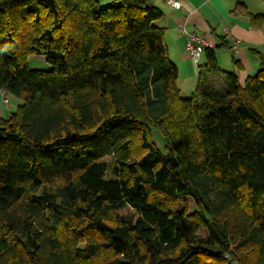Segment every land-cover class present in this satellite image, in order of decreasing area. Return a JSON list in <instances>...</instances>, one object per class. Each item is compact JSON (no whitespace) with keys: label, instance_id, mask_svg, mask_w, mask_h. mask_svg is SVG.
I'll return each instance as SVG.
<instances>
[{"label":"trees","instance_id":"trees-1","mask_svg":"<svg viewBox=\"0 0 264 264\" xmlns=\"http://www.w3.org/2000/svg\"><path fill=\"white\" fill-rule=\"evenodd\" d=\"M110 4L0 0V264H264V56L241 83L202 48L185 97L162 10Z\"/></svg>","mask_w":264,"mask_h":264},{"label":"crops","instance_id":"crops-1","mask_svg":"<svg viewBox=\"0 0 264 264\" xmlns=\"http://www.w3.org/2000/svg\"><path fill=\"white\" fill-rule=\"evenodd\" d=\"M162 12L163 17L157 25L166 30L165 43L169 57L179 70V88L182 93L191 95L197 85L199 65L205 62L203 56L195 61L187 50L189 34H196L216 48L219 66L225 65L238 75L239 81L254 76L259 69L256 51L264 56V26L253 29L245 16H233L231 12L244 5L251 14L264 12V0H174L180 9H174L165 0H152ZM185 29L186 34L181 32ZM222 38L230 49L217 48ZM237 41L238 50L233 49ZM233 57L238 62L235 65ZM222 67V66H221ZM1 102L0 117L6 118L11 113Z\"/></svg>","mask_w":264,"mask_h":264},{"label":"rangeland","instance_id":"rangeland-1","mask_svg":"<svg viewBox=\"0 0 264 264\" xmlns=\"http://www.w3.org/2000/svg\"><path fill=\"white\" fill-rule=\"evenodd\" d=\"M99 1L101 2V6L102 7L107 8L108 6L111 5L110 3L113 0H99ZM28 65H29V67L31 69H38V70H44V71L51 70V65H49L47 63V60H46L45 56H31L28 59ZM221 66H220V68L223 71L232 72V70L230 68L226 67L225 65H222L221 64ZM182 94L185 97H189L190 96V95H186L185 93H182ZM8 99H9V104L5 106L6 107V110L8 111V113H13V112L16 111L17 106L19 104H21V102L18 99L13 98L11 96H8ZM153 140L155 141V143L157 144V146L161 150H163V148H164L163 142L161 140V137L157 133H154L153 134ZM108 164H109V169H108L107 177H110L111 176V167H112L111 160H109ZM184 208H186L188 212H191L192 210L195 209V205H194L193 201L191 199H189V198L182 199L178 203V209L179 210H183ZM129 212L130 211L129 210H126V209L122 211L123 214H127ZM201 235L205 236L206 233L205 232H202Z\"/></svg>","mask_w":264,"mask_h":264},{"label":"built area","instance_id":"built-area-1","mask_svg":"<svg viewBox=\"0 0 264 264\" xmlns=\"http://www.w3.org/2000/svg\"><path fill=\"white\" fill-rule=\"evenodd\" d=\"M165 2L174 9H180V4L177 1L165 0ZM181 32L183 34H186V31L183 28L181 29ZM237 44H238L237 41L233 42V49L235 51L238 50ZM202 48H212V45L208 41H206L204 38L196 34H189L188 41H187V50L189 51L190 55L195 61H198L200 59ZM0 95H1L2 104L7 105L9 103V100L7 98L6 92H0Z\"/></svg>","mask_w":264,"mask_h":264}]
</instances>
